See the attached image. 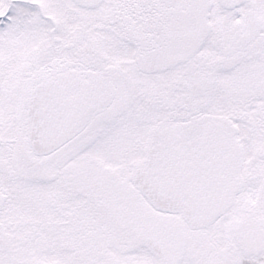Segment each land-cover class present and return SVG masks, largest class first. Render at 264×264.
<instances>
[{"label": "snow or ice", "instance_id": "6c2138e0", "mask_svg": "<svg viewBox=\"0 0 264 264\" xmlns=\"http://www.w3.org/2000/svg\"><path fill=\"white\" fill-rule=\"evenodd\" d=\"M0 264H264V0H0Z\"/></svg>", "mask_w": 264, "mask_h": 264}]
</instances>
